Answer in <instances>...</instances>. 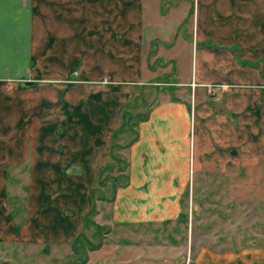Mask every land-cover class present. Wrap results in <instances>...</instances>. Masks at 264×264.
Wrapping results in <instances>:
<instances>
[{"label":"rangeland","instance_id":"rangeland-1","mask_svg":"<svg viewBox=\"0 0 264 264\" xmlns=\"http://www.w3.org/2000/svg\"><path fill=\"white\" fill-rule=\"evenodd\" d=\"M242 1L227 0L229 5H237V15L232 17L199 15L202 20L199 22L201 36L204 35V30H209L215 24L219 27L218 36H221L218 40L213 35L203 36V41L199 42L196 36L198 27L195 26L192 10L186 9L189 2L190 6H193L194 1H161L160 10L163 15L158 17L154 12L155 19L150 18L151 27L158 26L162 30L160 25H164L168 31L163 32L162 36H169L171 41L163 45L157 36V42H153V60L160 49L163 56L159 63L150 67L157 71L171 69L172 66L173 70L169 74L154 77L151 81H144L151 91L148 92L149 96H144L143 102L137 100L134 95L128 98L124 124L130 120L129 111L132 105L135 106L132 122L136 125L140 118L139 112L145 113L147 109L167 100L172 91L177 92L178 86L171 82L189 76L190 68L193 67L190 58L186 62L180 57L177 65L172 59H168L175 56V52L179 53V48L171 45L176 39H179L178 44L183 42L180 37H185L187 41L194 35L196 48L225 47L226 50L236 53L237 64L240 66L256 69L261 67L262 61L257 58L256 47H249V59L245 60L243 57L244 52L247 53L245 47L253 43L251 40L244 41L249 31L240 16ZM223 2L226 4V0ZM170 9L173 13L168 16ZM195 18L197 19L196 16ZM10 20H13L12 17ZM89 36L91 41L94 40L96 31L91 28ZM216 41L225 42L227 45ZM190 51L191 48H187L183 53L190 56ZM238 71L241 74V69ZM148 75L150 74L143 76L146 78ZM70 77V82L77 83L78 75ZM238 79L236 70L235 82H238ZM106 83L113 84L112 81ZM101 84L89 86L95 89L94 87H102ZM160 84L167 86L161 90ZM232 87L235 88L233 107L242 110V114L238 117L235 115V119L232 117L233 107L227 104L230 101L226 99L221 104L219 100L225 86L216 85L210 88L214 92L213 95L210 94L212 91L208 92L210 89L199 87L198 94L200 91L204 93L203 98L198 95L197 101L194 92L191 93L189 159L184 166L185 171L176 176L174 173L177 166H172L168 175L156 178L154 182L160 183L159 185L150 184V191L153 190L151 194L145 189L137 191L135 197L140 205L137 208L135 203L127 208L121 205V199L132 193L128 189L132 183H145L143 177L127 174L131 144L137 138L133 130L137 125L132 128L125 124L123 131L117 130L110 142L113 146L108 153H104L103 145L96 144L97 137L101 140L106 130L90 128L93 122L86 120H83L84 128L75 120L72 126L58 127L56 130L52 128L51 136L47 135L50 132L44 130L47 133L42 134L39 140L28 138L27 157L23 155L21 158L20 154H16L18 151L11 150L16 157L0 161L4 166V170H1L2 165L0 166V264H221V258L228 259L226 264H232V256L240 255L246 250V246H259L264 251V116L261 117L259 125L255 118V108L261 105L262 101L259 100L254 85ZM10 97L13 98L11 95ZM93 97L103 103L111 98L105 97L104 94L97 96V93H92L89 95L91 104ZM87 98L88 96L84 95L83 100ZM26 99L27 103L31 100ZM62 100L66 107L71 103L66 93ZM107 103L109 104V101ZM247 105L250 106L251 112ZM204 106L215 111L214 119L217 122H220L217 113H224L228 124L225 129L233 135L236 134L234 126H237L239 118H242L239 127L244 141H249V145L244 147V151L237 152L232 161L233 165L228 168L216 164L215 160L221 157L219 153L214 159L205 155L211 150L209 146L215 145L216 138L212 136L210 125L201 123L200 111ZM108 115L111 113L104 115V121ZM144 116L145 114L142 115L143 118ZM41 120L37 118L30 131L38 132ZM10 123L12 124L11 121ZM204 129L210 136L211 144L206 145L203 142ZM218 129V135L225 134L221 131L223 127L219 126ZM12 130L14 131L13 128ZM54 130L58 132L56 136ZM177 185H181L185 190L181 199L179 198L180 206L176 209L173 207L175 198H168L177 195L172 189ZM159 187L167 192L161 197L163 200L157 202L155 196L162 192L156 190ZM162 203L169 205V220L158 219L164 214V210L161 211L160 208ZM146 204L148 207L155 205L153 208L149 207L153 216L152 222H119L121 219L147 215L144 208ZM182 213L188 215L187 222L181 220ZM148 214L150 215V212ZM98 225L103 226L100 232L96 229ZM76 238L80 243L84 241L85 245L78 247L75 252L73 241ZM242 255L244 254L240 256Z\"/></svg>","mask_w":264,"mask_h":264},{"label":"crops","instance_id":"crops-1","mask_svg":"<svg viewBox=\"0 0 264 264\" xmlns=\"http://www.w3.org/2000/svg\"><path fill=\"white\" fill-rule=\"evenodd\" d=\"M161 1L0 0V161L16 157L11 150L18 151L16 154H20L21 158L23 155L27 157L28 138L39 140L42 134L47 133L45 131L50 132L47 135L51 136L52 128L56 130L58 127L72 126L75 120L82 128H84L83 120H86V122H93L90 128L106 130L105 136L101 140L99 137L96 139V144L103 145L104 153L110 152L112 146L110 142L117 130L123 131L122 127L125 124L132 128L137 125L138 127L133 130L137 138L135 137V142L131 144L127 174L133 175V177H143L145 183L142 185L132 183L128 187L132 193L126 194L125 198H120L123 203L121 205L126 208L133 203L137 208L140 206L135 197L137 191L144 189L150 191V184L159 185L160 183L154 182L156 178L168 175L172 166H177L174 173L176 176L182 175L186 161L189 159L191 93L194 92L196 101L199 96L203 98L204 91H200L198 94L199 87L206 90L216 85L225 86V90L219 95V100L223 104L227 99L230 101L227 103L228 106L233 107L235 88L232 85L235 87L254 85L257 95L260 97L259 100L262 101L261 105L259 104L255 108V118L259 125L262 121L261 117L264 116V0H243L244 4L241 3L240 10V16L249 31L247 35L245 34L246 38L253 43L245 47L247 53L244 52L243 57L245 60L249 59V47H256L257 58L262 61L260 68L240 66L237 64L236 53L226 50L225 47L199 49L194 47L196 41L194 35L192 39L190 37L191 40L187 41L185 37H180L183 42L178 44L179 39H176L171 45L174 48H179V53L175 52L174 57L166 58L172 59L175 65L180 57L186 62L190 58L193 67L190 68L189 76L181 79L178 76L179 79L171 82L178 86L177 92L172 91L175 96L173 97L171 93L167 100L147 109L145 113L139 112L140 118L136 125L132 122L133 107H135L132 105L129 111L130 120L123 123L128 111L125 106L128 98L134 95L137 96V100L143 102L144 96L146 94L149 96L148 92L151 89L146 87L147 84L144 81H151L154 77L169 74L173 70L172 66L171 69H158L157 71L150 67L152 64L159 63L163 56L160 49L153 60L155 55L153 42L157 36L162 44L167 45L171 41L169 36H162L163 32L168 31L164 25H160L162 30L158 26L151 27L150 18H154V12L158 17L163 15L160 10ZM189 1H194L193 6H190L191 2H189L186 9L187 11L192 10L195 26L198 27L196 31L198 42L203 41V36L211 37L213 35L216 40L219 37V27L216 24L212 29H203L204 35L201 36L202 29L199 22L202 20L199 15L223 18L237 15V5L235 3L229 5L227 0L228 6L223 0H205L204 3L203 0H198V3L196 0ZM174 4L176 3L174 2ZM172 13L173 10L170 9L168 16ZM10 17H12V21ZM91 28L96 31L95 39L92 41L89 36ZM167 38L169 39L165 40ZM244 41L247 42L246 39ZM216 43L227 45L225 42L216 41ZM187 48H191L190 56L184 54ZM239 69L242 71L241 74ZM236 70L238 82L234 80ZM75 74L78 75L77 83L70 82V75ZM144 74L150 75L144 78ZM171 78L173 79V77ZM25 81H31L34 85L27 87ZM106 81H112L113 84L106 83ZM100 83H102V87L99 88L91 89L89 86L100 85ZM126 84L128 85L124 86ZM152 84L156 83L152 82ZM166 85L160 84V89L164 90ZM136 87L141 89H135ZM109 90L111 91L107 92ZM210 91L212 90L210 89L208 92L210 93ZM65 93L71 102L68 107L63 104L62 100ZM92 93H97V96L104 94L105 97L111 98L107 101L104 100L103 103L100 99L97 100L93 97V104H91L89 95ZM210 94L213 95L214 92L212 91ZM84 95L88 96L86 100H83ZM26 98L31 99L30 102L27 103ZM249 105L247 107L251 112ZM232 109L234 110L233 119L242 114L240 108L233 107ZM137 112L135 111V113ZM107 113H111V115H108L104 121L103 117ZM215 114V111L207 106H204L200 111L201 123L210 125L212 136L214 135L216 138L215 145L209 146L211 150L205 155L214 159L219 153L221 157L217 158L219 155L216 157V164L228 168L229 165H233L232 161H234L237 152L244 151L243 149L249 145V141H244L242 130L239 127L242 118H239L237 126H234L236 134L233 135L225 129L228 126L227 116L224 113L223 115L217 113L220 118V122H217L214 119ZM37 118L42 119L39 123L40 130L32 132L30 130L32 126H35ZM219 126L223 127L221 131L225 133L224 135L217 134L220 131ZM55 130L54 136L58 133ZM202 136L204 144H211L210 136L205 129ZM221 143L229 145L225 146ZM83 144L85 143L83 142ZM200 144L203 148V144L201 142ZM36 145L40 147L39 143ZM54 145L56 146V144ZM1 165V170H4L3 164ZM172 189L177 192V195L169 196L168 199L175 198L173 207L177 209L180 206L179 198L181 199L185 189L181 185L173 186ZM156 190L162 191L160 192L162 195L155 196L156 201L160 202L163 200L161 197L167 191L165 192L164 188L160 187ZM129 191L127 190V192ZM179 191L181 195H179ZM144 206H146L144 208L147 210V215L150 212L149 216L144 214L139 217L137 215L130 219H121L119 222L122 224L134 221L152 222L150 205L149 207L147 204ZM168 207L167 204H161L160 208L161 211L164 210V214L159 216V220L170 217ZM245 249L242 252L244 255L240 256L241 253L232 256V264L264 263V251L261 250V247L246 246ZM220 262L226 264L228 259L221 258Z\"/></svg>","mask_w":264,"mask_h":264},{"label":"trees","instance_id":"trees-1","mask_svg":"<svg viewBox=\"0 0 264 264\" xmlns=\"http://www.w3.org/2000/svg\"><path fill=\"white\" fill-rule=\"evenodd\" d=\"M119 131V130H118ZM117 132H115V134H116ZM113 146V145H112ZM187 219H188V215H186L185 213H182L181 214V220H184L185 222H187ZM101 227H103V226H101V225H98V227L96 228L97 229V231L98 232H100V229H101ZM77 239V238H76ZM74 240L73 241V249H75V252L77 251V248L78 247H83L84 245H85V242L83 241V243H80L79 242V239H77V240ZM85 263V262H84ZM83 263V264H84Z\"/></svg>","mask_w":264,"mask_h":264},{"label":"water","instance_id":"water-1","mask_svg":"<svg viewBox=\"0 0 264 264\" xmlns=\"http://www.w3.org/2000/svg\"><path fill=\"white\" fill-rule=\"evenodd\" d=\"M34 83H32V82H26L25 83V85H27V86H31V85H33ZM166 88V87H165ZM172 96H174V93H172Z\"/></svg>","mask_w":264,"mask_h":264},{"label":"bare ground","instance_id":"bare-ground-1","mask_svg":"<svg viewBox=\"0 0 264 264\" xmlns=\"http://www.w3.org/2000/svg\"><path fill=\"white\" fill-rule=\"evenodd\" d=\"M246 3V2H245ZM242 4H244V3H242ZM239 11V10H238ZM242 14H243V12H242ZM257 27V26H256ZM212 29V28H211ZM260 32V31H259ZM217 33V32H216ZM229 33V32H228ZM261 33V32H260ZM259 34V33H258ZM220 36V35H219ZM246 40H248V39H246ZM262 41V40H261Z\"/></svg>","mask_w":264,"mask_h":264}]
</instances>
